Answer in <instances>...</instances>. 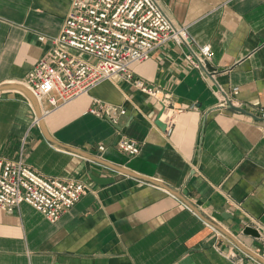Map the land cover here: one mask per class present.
I'll list each match as a JSON object with an SVG mask.
<instances>
[{
	"label": "crops",
	"instance_id": "obj_1",
	"mask_svg": "<svg viewBox=\"0 0 264 264\" xmlns=\"http://www.w3.org/2000/svg\"><path fill=\"white\" fill-rule=\"evenodd\" d=\"M159 2L211 44L216 79L227 93L238 88L240 106H218L215 82L174 42L132 65L177 112L168 135L155 121L158 100L125 81H104L42 122L31 94L1 91L0 155L91 189L55 222L27 202L0 208V264H264L252 254L264 257V238L243 232L249 215L264 225V0ZM71 4L0 0V86L27 77ZM93 97L127 113L118 123L91 114ZM123 135L139 143L137 155L119 148Z\"/></svg>",
	"mask_w": 264,
	"mask_h": 264
},
{
	"label": "built area",
	"instance_id": "obj_2",
	"mask_svg": "<svg viewBox=\"0 0 264 264\" xmlns=\"http://www.w3.org/2000/svg\"><path fill=\"white\" fill-rule=\"evenodd\" d=\"M40 39L47 36L41 35ZM49 40L51 47L20 82L41 104L47 100L49 106L42 108L43 116L88 94L104 81L119 87L125 81L158 100L164 110L161 119L166 124L165 131L171 134L177 112L169 108L168 96L162 97L158 88L136 76L132 69L134 63L148 60L168 42L183 48L189 66L215 82L218 106H240L235 99L238 88L227 93L216 79V69L207 66L213 58L211 44L198 43L189 27L177 25L159 0H72L60 33ZM88 112L118 123L127 108L93 97ZM259 116L264 120V106L260 107ZM37 119L36 116V122ZM118 146L131 156L141 150L139 143L126 135L120 137ZM90 189L80 179L46 176L23 157L10 159L0 155V208L8 213L16 212L27 202L55 222ZM249 218L248 226L256 228L264 238V225L253 216Z\"/></svg>",
	"mask_w": 264,
	"mask_h": 264
},
{
	"label": "water",
	"instance_id": "obj_3",
	"mask_svg": "<svg viewBox=\"0 0 264 264\" xmlns=\"http://www.w3.org/2000/svg\"><path fill=\"white\" fill-rule=\"evenodd\" d=\"M207 66L209 67V69L211 70H215V66L212 65L211 62H208L207 63ZM11 88H17V89H22V90H25L27 91L29 94H31L34 102H35V105H36V113H37V117L40 119L39 121L42 122L43 121V113H42V108H41V103L39 101V99L26 87L24 86L23 84L21 83H14V84H5V85H2L0 86V92L5 90V89H11ZM231 105V103H229ZM163 109H160L158 114H157V118H156V124L158 126H160L161 128L165 129L166 128V124L164 123V121L161 119V116L163 114ZM138 176L140 177H143L139 174H137ZM95 180L99 183H111L113 182V178L111 177H98V178H95ZM243 232L247 235H252V236H256V237H260V233L259 231L254 228L253 226H247L246 228H244ZM252 254L254 256H256L257 258H259L260 260H262L264 262V257L257 254V253H254L252 252Z\"/></svg>",
	"mask_w": 264,
	"mask_h": 264
},
{
	"label": "bare ground",
	"instance_id": "obj_4",
	"mask_svg": "<svg viewBox=\"0 0 264 264\" xmlns=\"http://www.w3.org/2000/svg\"><path fill=\"white\" fill-rule=\"evenodd\" d=\"M43 119V118H42ZM40 119L38 118L37 121H39Z\"/></svg>",
	"mask_w": 264,
	"mask_h": 264
}]
</instances>
